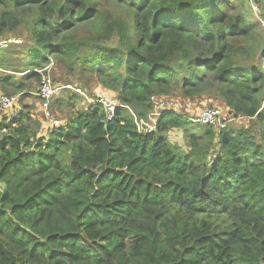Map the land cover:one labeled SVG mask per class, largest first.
Here are the masks:
<instances>
[{
  "label": "trees",
  "instance_id": "16d2710c",
  "mask_svg": "<svg viewBox=\"0 0 264 264\" xmlns=\"http://www.w3.org/2000/svg\"><path fill=\"white\" fill-rule=\"evenodd\" d=\"M249 17L245 0H0V40L28 41L21 70L0 61V95L16 96L0 118V264H264V32ZM49 59L115 94L113 117L62 90L51 125L33 71ZM174 93L233 121L167 108L138 132Z\"/></svg>",
  "mask_w": 264,
  "mask_h": 264
},
{
  "label": "built area",
  "instance_id": "2783aa9c",
  "mask_svg": "<svg viewBox=\"0 0 264 264\" xmlns=\"http://www.w3.org/2000/svg\"><path fill=\"white\" fill-rule=\"evenodd\" d=\"M254 10L258 11L257 6L251 5ZM15 43L20 44V39L11 38L6 41H2L0 46H6L7 43ZM53 66V60L49 59L48 64L44 65L39 69H33L40 75V79L38 82L37 91L34 95L39 100V107L42 111L45 119L54 126L59 124V120L52 117L50 114V103L52 99L60 93L62 90H69L71 92L82 95L84 100L91 104H101L104 107V112L106 115V119H111L115 112L116 102L111 99L110 96H107L103 93H97L94 98L90 97L87 93H85L82 88L76 86L71 82L58 83L55 82L52 78L51 70ZM154 103L153 111L148 114L147 119H138L136 120V126L138 132H151L156 124L158 116L165 110L166 101L164 99H155L151 98ZM16 100V96H8L5 94L0 95V109H9L13 106ZM178 114L181 112L176 111ZM185 116V115H184ZM186 119H188L193 124H202L209 125L217 129L224 128L226 124L231 121V118H228L224 113L222 108H203L195 114L186 115Z\"/></svg>",
  "mask_w": 264,
  "mask_h": 264
},
{
  "label": "rangeland",
  "instance_id": "374dc122",
  "mask_svg": "<svg viewBox=\"0 0 264 264\" xmlns=\"http://www.w3.org/2000/svg\"><path fill=\"white\" fill-rule=\"evenodd\" d=\"M256 1L257 0H245L246 7L250 9L249 20L250 21H257L259 23V25H260V27H259L260 31L264 32V30H263L264 29V20L259 16V12L257 10H254L251 7V5H254V6L257 5ZM5 38H7V39L0 40V45L2 44V41H6V40L11 39V38L21 39L22 40V44H13V43L9 44V43H7V46H0V48H2V49H0V61H2V62H5V61L6 62H11V63L15 64V66H14L15 69L21 70L22 63L25 61L24 60L23 47H24L25 44L28 43L27 35H26V33L24 32L23 29H19V30L16 31V33L7 35ZM261 41L263 42L264 38ZM253 55H255V53H250V55L248 57L244 56L245 58H240L239 62H242V61H244V63H246L248 61L249 62H252V61L256 62L258 60V56L259 55H255V56H253ZM261 63H262V66L264 67V61H262ZM4 72L11 73V72H8V70H4L3 68H0V74H3ZM12 74L16 77V79L20 76L19 72H14ZM51 74H52V76L54 78L55 77L56 78L60 77L62 79L70 78L69 80H72V81H69V82H71L73 84H77L78 85V83H81L86 88H92L93 89L92 92L95 95L97 93H103V92H101L102 90H99V88L97 87L96 82L93 79H90V77H88V76L87 77H83V78H81L79 76H68V78H67L63 74V72L61 71L60 67H58V70L55 69V72L52 70ZM37 85H35V86H37ZM82 90H84V89H82ZM107 95H109L112 100L116 101L115 100L116 99V95L115 94H107ZM166 100H167L166 101V108L171 109V110H175V111H179V112H181V113H183L185 115L194 114L199 109L205 108L208 104H215L216 103L215 101H212L211 97H208V96L202 97V99H200V98L188 99V98H182L177 93H174L173 95L169 96ZM25 101H28L31 104H33V101H36V99H33L32 95H29L25 99ZM83 102L81 103V106H84ZM51 106H52V104H51ZM3 114H4V111H2L0 109V118L3 117ZM52 115H55L57 118L61 117L60 114L55 113V112L52 113ZM167 138H168V140H169V142L171 144L179 146L180 150H185L186 149L185 141H184V134H183V132L181 130L174 129V130L169 131L168 134H167Z\"/></svg>",
  "mask_w": 264,
  "mask_h": 264
}]
</instances>
